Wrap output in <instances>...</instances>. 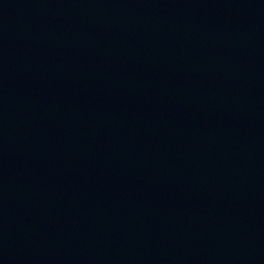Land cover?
Returning <instances> with one entry per match:
<instances>
[{"label":"water","instance_id":"95a60500","mask_svg":"<svg viewBox=\"0 0 264 264\" xmlns=\"http://www.w3.org/2000/svg\"><path fill=\"white\" fill-rule=\"evenodd\" d=\"M0 264H264V0H0Z\"/></svg>","mask_w":264,"mask_h":264}]
</instances>
